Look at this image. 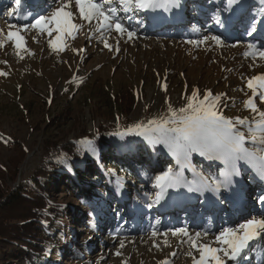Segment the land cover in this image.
I'll use <instances>...</instances> for the list:
<instances>
[{
    "label": "rangeland",
    "instance_id": "rangeland-1",
    "mask_svg": "<svg viewBox=\"0 0 264 264\" xmlns=\"http://www.w3.org/2000/svg\"><path fill=\"white\" fill-rule=\"evenodd\" d=\"M209 1L214 2L215 6L219 5L218 9H214V5L209 7ZM256 2L239 0L231 9L225 10L227 0L222 4L218 0H179L178 7L169 10L147 9L143 14L135 7L125 12L118 0H114L111 7L117 9L115 15L135 35L128 39L126 33L105 32L103 39L113 46V51H109L104 47L100 35L94 31L96 21H82L72 0L68 10L74 13L73 22L82 27L75 39L65 38L63 52L52 51L48 46V40L52 37L32 28L21 32L31 55L20 50L23 56L20 59L11 42H6L0 48V62L6 61L0 63V71L7 73L0 76V136L8 142L5 144L0 140V180L3 166H8L9 172L13 171L9 159L17 154L21 146L26 155L15 169V178H9V173L4 175L11 188L17 186L18 180L29 178L43 161L50 169L57 161L65 159L64 152L55 149L46 152L43 147L46 143L76 138L83 130L96 128L102 123L117 125L124 115L117 106L108 104L107 96L113 98L126 89L133 90L134 105L126 116L129 124L121 133L131 125L142 123L147 115L149 120L159 119L168 112L169 105L173 109L183 107L193 89L199 91L200 98L206 91L213 96L224 93L221 101L227 107L223 108L222 114L228 118L247 117L249 122L253 118L258 119L255 113L244 107L243 101L251 96V91L246 87L247 79L264 73V60L258 56L245 57L243 53L249 50L250 44L264 50V42L262 45L258 39L247 41L232 34L234 28L228 29V20L224 15L230 18L239 10H244L239 17L245 13L247 18L240 19V25L253 20L251 17L260 21L262 9L259 12L253 9ZM62 3L64 0H30L29 4L23 1L17 5L15 0H0V30L6 35L10 30L9 25L31 24L37 16L49 15ZM181 8L184 10L183 16L179 15ZM205 36H217L221 44L217 45L211 39L199 45L189 43ZM117 41L118 52L115 51ZM164 84L167 85L166 90L162 88ZM256 104L259 110L264 111V103L258 98ZM64 109L68 110L65 117L61 120L55 118ZM237 128L245 135V147L253 149L259 146L251 143L247 126L237 125ZM110 138L118 153L113 152L114 148L100 147L92 140L80 137L79 141L89 140L92 145L89 147L78 143L77 155L70 158L73 168L69 175L79 187L75 197L83 193L90 201L92 197L87 186L94 184L86 181L88 185L82 186L81 178L93 180L99 189L100 202H104L102 206H94L93 211L89 212L88 207L75 200L71 193H65L59 182L49 189L52 196L63 201L69 209L67 216L70 220L64 224V228H70V232L74 233L72 242L76 243L74 247L78 251L76 257L73 253L70 257H63L64 264H121L122 261L125 264H160L165 259L170 264H193V257L198 259L199 253L189 243H180L187 238L179 235L173 237L171 230L186 228L192 236L200 232L198 243L211 245L223 229L230 226L235 228L238 225L234 224L252 218L250 213L239 214L232 223L225 218L223 222L218 220L216 225L207 219L204 226L196 227L201 221L199 217L209 215L212 205L219 204L218 192L225 214L235 209L237 200L242 207L245 206L243 194H247L244 203L246 207L251 206L252 211L255 206H263L259 196L264 192L259 188L264 178L246 160H237L235 168L238 174L226 177L221 174L228 171L222 159L191 152L186 160L182 158L178 163L163 143H150L143 135L131 133L123 138L118 135ZM141 143L152 150V156L147 150L144 153L139 149ZM133 154L136 162L129 158ZM135 163L140 166L146 163V170L140 173ZM168 169L179 173L182 183L179 187L168 188L159 203H154L160 191L154 187L155 178ZM254 177L261 180L254 181ZM228 180L231 182L228 183ZM244 187H248V190ZM189 188L196 190L190 191ZM253 193L258 196H252ZM165 198L168 199L164 201ZM176 198L181 201L176 203L173 201ZM247 198L251 204L247 203ZM187 200H195L196 203L191 206ZM202 200L206 202V208ZM170 201L169 207H165L164 204ZM242 207H238V210L241 209L239 213L250 210ZM219 209L220 206H217L216 210ZM102 218L113 225L108 234L101 231ZM208 224L212 225L211 228H207ZM154 228L160 234L167 233V236L152 237ZM165 239L169 247L164 246ZM121 240L125 244L123 248H120ZM256 240H262L261 245H264V234ZM256 240L250 242L248 250L258 247ZM154 242L159 247H153ZM117 250L121 252L120 256L115 255ZM172 252H176V255H170ZM188 252L192 255H187ZM244 252L246 248L235 260L224 257L225 264H260L255 253L249 258L248 253ZM1 257L0 253V264ZM259 257L263 260L261 264H264V254Z\"/></svg>",
    "mask_w": 264,
    "mask_h": 264
},
{
    "label": "snow or ice",
    "instance_id": "snow-or-ice-1",
    "mask_svg": "<svg viewBox=\"0 0 264 264\" xmlns=\"http://www.w3.org/2000/svg\"><path fill=\"white\" fill-rule=\"evenodd\" d=\"M21 0H15L19 5ZM75 7L79 13V18L82 21L91 23L96 21L94 31L100 35L104 43V47L109 51H113V46L103 39L105 32L114 31L117 34L126 33L128 39H132L134 32L129 31L123 26L119 18L115 15L117 9L111 7L114 0H74ZM72 0H64L60 7L54 9L49 15L37 16L31 24L21 26L9 25V31L6 33L0 30V48L4 47L6 42H11L15 54L23 59L20 55V50L32 53L26 47L25 38L21 32L28 29H36L40 33H45L49 37L48 46L52 51L63 52L65 50V38L75 39L76 34L81 30V25L74 21V13L69 11ZM121 8L127 12L132 7L141 10L163 8L169 10L172 7L179 6V0H118ZM239 3V0H227L225 10L231 9L234 4ZM15 28L13 31L11 29ZM256 30L255 23L252 25V34ZM53 33L55 36L53 37ZM35 39V38H34ZM91 39V37H89ZM211 39L217 45L221 44V40L217 36L203 37L201 40L189 41L195 45L204 43ZM248 51L243 55L258 56L264 60V50L256 49L253 44L248 45ZM255 49V51H252ZM118 41L115 51H119ZM73 51L83 52V49H73ZM0 63H6L2 61ZM251 67V65H250ZM7 73L0 71V76H6ZM246 87L251 91V96L243 101L244 107L255 113L258 119L253 118L249 122L248 118L236 117L231 119L223 115V108L227 104L222 103L221 97L224 93L212 95L211 92H204L203 97L200 98L199 91L193 89L191 95L186 97L187 103L179 108L173 109L171 105L168 107V116L160 117L159 119H151L147 124L136 123L128 127L126 132H116L123 138L126 134L135 133L136 135H143L150 143H163L171 154H173L177 162L181 159H187L189 153L199 152L207 158L222 159L226 165L227 172H222V175L230 176L238 174L235 168L237 160H246L257 169L258 175L264 178V111L258 109L257 98L261 103H264V73L251 76L247 79ZM164 90L167 85H162ZM167 103V101H166ZM235 103V101H233ZM237 125L247 126L250 134V141L253 145H259L253 149L245 147V135L240 132ZM0 140L6 144L8 141L0 136ZM78 143H83L91 147L92 141L83 140ZM94 152L95 150L92 149ZM228 183L231 181L228 180ZM182 183V177L179 173H173L172 169H168L161 175L156 176L154 187L160 189L157 193L154 203H159L163 194L168 188L179 187ZM190 191L196 190L189 188ZM150 199V197H149ZM259 201L264 203V195L259 197ZM151 206V205H149ZM264 234V217H253L240 223L235 228H225L216 237L215 243L219 247H213L208 243H198L201 233L197 232L194 236L189 235L186 228H176L171 230V235L186 237V240H181L180 243H189L192 249L199 253V258L193 257V264H225L224 257L235 260L245 248H247L251 241L258 236ZM152 237L157 235L167 236V233L160 234L155 228L151 233ZM207 236V232L204 233ZM115 239V235L113 236ZM165 247H169L167 239L163 241ZM125 246L124 241H120V248ZM153 247H159L155 242ZM192 255L191 252L186 253ZM115 255L120 256L121 252L116 251ZM175 256L176 252L170 253ZM121 264H125L124 261ZM160 264H170L168 259L160 261Z\"/></svg>",
    "mask_w": 264,
    "mask_h": 264
},
{
    "label": "trees",
    "instance_id": "trees-1",
    "mask_svg": "<svg viewBox=\"0 0 264 264\" xmlns=\"http://www.w3.org/2000/svg\"><path fill=\"white\" fill-rule=\"evenodd\" d=\"M107 98L108 104L117 106L124 115L117 125L102 123L96 128L83 130L80 136L76 138L73 137L60 142H48L43 146L46 152L51 149L64 152L66 157L63 161H57L50 169L46 168L48 164L43 161L29 178L18 180L17 186L12 188L9 183L7 184L8 179L4 175L9 173V178H15V169L26 155L23 146L19 148L16 155L9 159L10 166L14 168L13 171L9 172V167L3 166V176L0 180V253L2 264H64L62 262L63 257H70L71 253L76 257L78 253L74 247L76 243L72 242L74 233L70 232V228H64V224L70 220L67 216L69 209L63 204V201L53 197L49 189L54 187L53 184L59 182L64 192L71 193L75 200L88 207V211H93L94 206L100 204L99 189L93 180L88 181L81 178L82 186L88 185L86 181L94 184V186L90 184L87 186L92 197L90 201L83 193L79 197H75L79 187L72 180L69 171L73 168L70 158L77 155L80 137H86L100 147L114 148L110 137L114 136L116 132L125 130L128 126L126 116L130 114L134 105L133 90L126 89L113 98L108 96ZM67 111V109L60 111L55 118L63 119ZM167 116L168 112H165L163 117ZM148 120L149 116L147 115L142 124H147ZM139 149L144 153L147 150L149 155H153L152 150L148 149L145 143H141ZM113 152H117L115 148ZM144 156L146 155L144 154ZM134 157H136L134 154L129 156L133 162H136ZM117 162L123 163L121 160H117ZM160 163L162 164L164 161H160ZM135 164L139 170H146L143 164L141 166L139 163ZM119 166L121 168V164ZM163 168H167V166ZM66 172L68 174H65ZM100 188L102 189L103 186ZM70 243L72 245L69 247Z\"/></svg>",
    "mask_w": 264,
    "mask_h": 264
},
{
    "label": "bare ground",
    "instance_id": "bare-ground-1",
    "mask_svg": "<svg viewBox=\"0 0 264 264\" xmlns=\"http://www.w3.org/2000/svg\"><path fill=\"white\" fill-rule=\"evenodd\" d=\"M23 1H25V3H28L29 4V2H30V0H21V4L23 3ZM42 3V2H41ZM208 4H210L209 5V7H212L213 5L215 6L216 4H214V2H212V1H209V2H207ZM20 10V9H19ZM140 11H141V13H143V14H146L145 12H146V10H141V9H139ZM179 11V10H178ZM183 14H184V10H183V8H181L180 9V12H179V15L180 16H183ZM240 14V13H239ZM238 14V17L240 16ZM157 14H154V16H156ZM148 16V15H147ZM148 18H150V16H148ZM150 20V19H149ZM157 20V19H156ZM151 21V20H150ZM251 22H252V20L250 21V20H247L246 22H243V24L241 25V26H244L243 27V29L245 28V30H248V28L250 27V24H251ZM171 23H173V22H171ZM251 28V27H250ZM228 29H229V27H228ZM254 32H252V34H253ZM248 36H250L249 34L247 35V37ZM252 36H254V34L252 35ZM259 37H260V35H259ZM261 39H263L262 37H260ZM191 196V195H190ZM193 197H195V195H192ZM168 198H165L164 199V201H166ZM163 201V202H164ZM173 201H176V203H179L181 200L179 199V198H176L175 200H173ZM188 201V200H187ZM171 202L172 201H170L169 203H165L164 204V206L166 207L167 206V208L169 207V205L171 204ZM189 203H188V205L190 204L191 206H192V204L193 203H196V201L195 200H192V201H188ZM202 202V205H204V207L206 206V202L205 201H201ZM179 205V204H178ZM165 207H162V208H164L165 209ZM166 208V209H167ZM177 208V207H176ZM206 208V207H205ZM172 209V208H171ZM170 209V210H171ZM206 210V209H205ZM188 211V210H187ZM206 212V211H205ZM184 213V212H183ZM262 213H264V212H262ZM262 213H257V212H255L254 214H253V217H264V216H262ZM182 214V213H181ZM180 214V215H181ZM204 216V215H203ZM244 222V221H243ZM242 222V223H243ZM109 224V223H108ZM110 226H112L111 224H109ZM258 238V237H257ZM256 238V239H257ZM255 239V240H256ZM256 241H258V240H256ZM213 243L211 244V246H213V247H217V246H219V245H217V244H215V241H212ZM258 243V242H257ZM209 244V243H208ZM257 251H254V253L255 254H257V255H260V254H264V245H260L257 249H256ZM241 255V254H240Z\"/></svg>",
    "mask_w": 264,
    "mask_h": 264
}]
</instances>
